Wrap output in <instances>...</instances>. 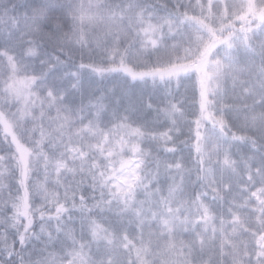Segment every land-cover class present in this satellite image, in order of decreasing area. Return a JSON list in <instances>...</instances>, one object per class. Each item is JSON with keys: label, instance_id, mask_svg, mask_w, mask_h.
<instances>
[{"label": "snow or ice", "instance_id": "snow-or-ice-1", "mask_svg": "<svg viewBox=\"0 0 264 264\" xmlns=\"http://www.w3.org/2000/svg\"><path fill=\"white\" fill-rule=\"evenodd\" d=\"M0 264H264V0H0Z\"/></svg>", "mask_w": 264, "mask_h": 264}]
</instances>
